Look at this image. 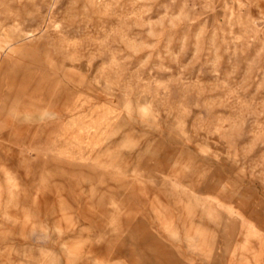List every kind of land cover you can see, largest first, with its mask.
<instances>
[{
  "label": "rangeland",
  "instance_id": "obj_1",
  "mask_svg": "<svg viewBox=\"0 0 264 264\" xmlns=\"http://www.w3.org/2000/svg\"><path fill=\"white\" fill-rule=\"evenodd\" d=\"M0 264H264V0H0Z\"/></svg>",
  "mask_w": 264,
  "mask_h": 264
}]
</instances>
